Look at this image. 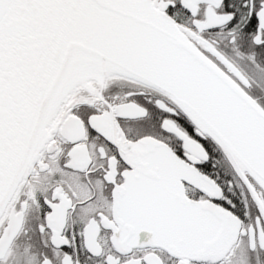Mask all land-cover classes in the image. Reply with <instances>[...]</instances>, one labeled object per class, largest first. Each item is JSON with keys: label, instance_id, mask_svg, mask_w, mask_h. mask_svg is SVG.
<instances>
[{"label": "snow or ice", "instance_id": "snow-or-ice-1", "mask_svg": "<svg viewBox=\"0 0 264 264\" xmlns=\"http://www.w3.org/2000/svg\"><path fill=\"white\" fill-rule=\"evenodd\" d=\"M0 264H264V0H0Z\"/></svg>", "mask_w": 264, "mask_h": 264}]
</instances>
